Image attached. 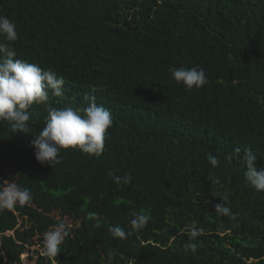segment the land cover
<instances>
[{
	"label": "trees",
	"instance_id": "1",
	"mask_svg": "<svg viewBox=\"0 0 264 264\" xmlns=\"http://www.w3.org/2000/svg\"><path fill=\"white\" fill-rule=\"evenodd\" d=\"M0 15L17 25L18 58L65 77L51 106L84 108L94 95L113 118L100 156L62 149L53 166L31 145L46 105L29 109L31 133L0 121V183L33 196L0 213V264H24L61 220V253L35 250L38 264H264V191L242 159H225L252 148L264 167V0H0ZM196 65L203 87L171 78L169 68ZM109 171L133 179L117 185ZM220 197L236 220L215 212ZM133 212L151 216L146 227L114 238L108 225L131 230ZM193 226L204 229L194 240Z\"/></svg>",
	"mask_w": 264,
	"mask_h": 264
},
{
	"label": "clouds",
	"instance_id": "2",
	"mask_svg": "<svg viewBox=\"0 0 264 264\" xmlns=\"http://www.w3.org/2000/svg\"><path fill=\"white\" fill-rule=\"evenodd\" d=\"M18 39L17 25L5 15H0V121L8 123L13 133H31L29 109L34 104H44L47 107V116L44 125L33 134L31 145L38 163L53 166L62 161V149L78 148L82 153L100 156L104 151L105 138L108 129L113 124L112 114L102 104H98L94 95H85L84 108L70 106L53 107L49 103V90L55 97L63 95L66 79L63 75L48 68H42L27 59L18 58L12 43ZM171 78L188 89L201 88L208 83L205 69L199 65L193 67L179 66L169 68ZM237 147L225 159L231 162L234 158L242 159L246 166L244 173L248 184L256 191H264V167L257 168V155L252 148H246L243 156ZM208 160L213 168L219 166V158L209 154ZM117 185L130 184L133 177L130 172L116 175L109 171ZM221 202L214 205L217 214L228 216L236 220L227 205L226 197H220ZM33 199L30 189L17 183L4 181L0 183V213L5 210L14 211L19 206H25ZM88 218L95 220L96 226H101V217L96 212H89ZM151 216L147 213L133 212L129 221L131 230L120 224L108 225V231L114 238L126 239L134 231L146 227ZM70 234L69 225L61 220L42 236L41 255L56 258L61 253V246ZM204 229L195 226L190 230V239L203 235ZM197 243H188L185 251L195 253Z\"/></svg>",
	"mask_w": 264,
	"mask_h": 264
},
{
	"label": "rangeland",
	"instance_id": "3",
	"mask_svg": "<svg viewBox=\"0 0 264 264\" xmlns=\"http://www.w3.org/2000/svg\"><path fill=\"white\" fill-rule=\"evenodd\" d=\"M20 227L18 228L22 230V219H20L19 223ZM42 246L39 244H33L30 246V250L22 255L24 264H38L39 254L35 252L38 250L39 252Z\"/></svg>",
	"mask_w": 264,
	"mask_h": 264
}]
</instances>
